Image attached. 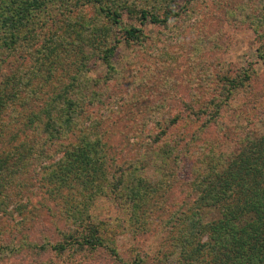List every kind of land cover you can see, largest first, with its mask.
Returning a JSON list of instances; mask_svg holds the SVG:
<instances>
[{"label":"rangeland","instance_id":"374dc122","mask_svg":"<svg viewBox=\"0 0 264 264\" xmlns=\"http://www.w3.org/2000/svg\"><path fill=\"white\" fill-rule=\"evenodd\" d=\"M116 1L124 24L137 26L128 12L130 5L138 9L167 7L177 15L166 25L144 26L139 43L127 45L119 40L112 68L96 58L91 61L89 71L83 73L88 86L76 93L82 109L74 135L99 139L116 164L139 160L141 176L156 192L137 213L128 203L112 197L94 199L87 212L89 219L104 225L116 254L105 248H81L73 241L79 218L71 209L84 197L71 190L49 193L47 178L62 156L57 147L67 143L76 146L78 141L69 136L53 145L47 143V157L31 162L25 176L28 181L22 182L18 193L13 192L6 201L0 196V264H176V219L187 215L196 198L192 191L195 168L205 171L215 159L236 153L248 135L264 132V60L259 57L264 48V0ZM103 4H108L107 0ZM101 22L93 0H69L66 10L52 8L49 16H42L36 33L39 37L30 52L41 58L39 52L49 37L57 45V36L64 32L69 35L66 28L85 34L88 26ZM65 48L57 50L63 52ZM13 55L16 57L7 59L4 70L0 69V81L2 75L9 74L6 68L18 67L23 75L31 72L32 58L23 52ZM53 67L56 72H48ZM242 69L251 71L250 82L232 95L216 123L201 129L204 118L192 126L181 123L177 129H170L169 140L186 141L188 145L175 160L163 158L159 144L164 141L153 144L160 132L157 122L186 118L191 111L185 105L197 110V103L206 100L209 87L216 83L221 86L222 76ZM70 72L68 65L48 64L33 82L41 88L38 97L48 98L62 83L68 84ZM49 75L53 77L47 83ZM19 123L10 130L18 136L26 131ZM26 134L28 140H36L37 130ZM20 140L22 137L16 141ZM10 146L5 140L0 150L12 152ZM206 217L209 219V214ZM60 244L64 251L56 250Z\"/></svg>","mask_w":264,"mask_h":264},{"label":"trees","instance_id":"16d2710c","mask_svg":"<svg viewBox=\"0 0 264 264\" xmlns=\"http://www.w3.org/2000/svg\"><path fill=\"white\" fill-rule=\"evenodd\" d=\"M103 1L93 0V3L104 23L88 26L85 34L66 28L72 40L64 32L63 36H57V45H53L49 37L39 52L43 55L40 58L30 50L39 37L36 33L42 26L41 18L49 16L52 8L66 10L69 0H0V69L4 70L7 59L15 53L18 56L23 52L33 59L31 72L23 75L18 67L6 68L8 76H1L0 144L6 140L12 152L0 150V196L6 201L14 196L13 192L18 193L22 182L28 181L25 176L31 170V162H41L47 157V143L53 145L68 140L69 136L74 137L78 141L76 146L67 143L57 147L62 156L47 176L49 193L79 191L84 200L71 209L79 218L74 244L88 250L105 248L116 254L113 238H109L104 225L89 219V207L94 199L104 196L128 203L132 212L137 213L156 189L141 176L143 168L139 160L128 165L116 164L99 139L86 134L75 137L76 119L82 109L76 93L88 86L87 75L83 73L89 71L94 58L112 68L111 60L119 40L123 39L127 45L139 43L143 39L144 26L166 25L177 14L167 7L158 9L153 5L149 9H138L130 5L128 12L135 18V26L123 23L122 14L115 8L116 0H107L106 5ZM163 1L168 3V0ZM118 27L120 30L116 31ZM60 46L66 50L59 52ZM259 57L264 60V48ZM56 63L71 69L72 74L66 76L69 83H62L56 93L41 99V88L33 82L48 64ZM55 70V67L48 68L51 73ZM250 73L242 69L231 76L225 74L219 80L221 86L216 83L206 90V100L197 103V110L185 105L191 111L189 116L158 121L160 132L153 144L164 141L159 144L163 158L175 160L188 145L186 141L169 140L170 129H177L181 123L192 126L204 118L201 129L209 128L221 117L223 106L232 95L248 86ZM52 77L46 76L45 81L49 83ZM17 123L27 132L37 130L36 140H28L26 131L19 136L13 134L10 130ZM19 137L22 140L16 141ZM215 160L214 165L209 163L206 169L204 167L205 171L194 170L196 178L192 191L196 198L185 212L187 215L176 219L173 238L179 257L176 264H264V132L260 136L248 135L236 153ZM56 250L64 251L65 246L60 244Z\"/></svg>","mask_w":264,"mask_h":264}]
</instances>
